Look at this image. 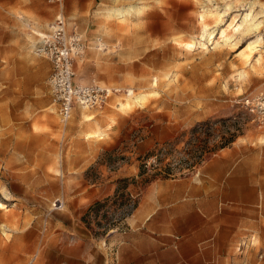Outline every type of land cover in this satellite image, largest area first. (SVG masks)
<instances>
[{"label":"rangeland","instance_id":"obj_1","mask_svg":"<svg viewBox=\"0 0 264 264\" xmlns=\"http://www.w3.org/2000/svg\"><path fill=\"white\" fill-rule=\"evenodd\" d=\"M39 9L16 14L9 35L0 29V264H118L111 235L130 228L135 200L147 199L149 213L164 208L166 182L186 185L181 201L194 216L228 222L202 264H264V174L255 181L258 204L238 212L220 199L209 213L199 190L228 153L264 160V124L241 106L264 91V0H41ZM59 12L81 40L74 80L122 90L66 122L50 110V62L32 50L34 31ZM128 88L144 100L123 108ZM98 117L103 134L89 139L103 143L101 153L92 161L70 153L71 127ZM230 135L232 143L217 147ZM167 169L168 178L144 184ZM120 179L128 199L112 202Z\"/></svg>","mask_w":264,"mask_h":264},{"label":"crops","instance_id":"obj_2","mask_svg":"<svg viewBox=\"0 0 264 264\" xmlns=\"http://www.w3.org/2000/svg\"><path fill=\"white\" fill-rule=\"evenodd\" d=\"M40 4L41 0H0V29L4 35H9L16 23V14L28 12L36 15ZM119 12L122 10H117L116 14H120ZM47 29L48 27L43 31ZM50 99L52 103L51 96ZM121 106L124 108L123 103ZM80 109L86 108L76 106L71 117L75 112L78 115ZM50 110L53 111L52 108ZM91 119L87 115V120ZM94 122L96 123L71 127L70 153H90L91 161L101 153L103 143L91 141L89 138H101L103 133L96 130V127H103L104 118L98 117ZM225 163L226 165L221 159L212 162L209 170L214 178L207 187L199 189L202 196L200 205H204L211 213L220 199L234 212L258 204L261 186H256L255 181H260V175L264 174V160L261 161L260 153H228ZM225 168L228 169L226 177ZM162 186L164 208L156 213H149L150 203L147 199L138 200L134 213L126 220L130 228L111 235L110 238L117 244L119 252L118 264H167V261L170 264H202L204 260H212L213 255L215 256L216 251L213 252L212 248L217 246L219 241L217 237L212 236L220 229L226 230L228 222L221 217L194 216L192 203L181 201L185 194V184L166 182ZM203 242L206 243L205 249L202 248ZM103 263L105 259L100 258L91 259L88 264Z\"/></svg>","mask_w":264,"mask_h":264},{"label":"built area","instance_id":"obj_3","mask_svg":"<svg viewBox=\"0 0 264 264\" xmlns=\"http://www.w3.org/2000/svg\"><path fill=\"white\" fill-rule=\"evenodd\" d=\"M60 2L62 0H54ZM66 18L59 12L46 31H34L32 43L34 54L49 60L51 69L47 85L52 105L61 121L70 119L73 109L78 106L86 109H102L121 88L97 82L79 83L74 80L73 61L82 45L80 37L67 32ZM241 106L264 124V91L248 94L241 100ZM62 201L56 199L53 208L59 209Z\"/></svg>","mask_w":264,"mask_h":264},{"label":"trees","instance_id":"obj_4","mask_svg":"<svg viewBox=\"0 0 264 264\" xmlns=\"http://www.w3.org/2000/svg\"><path fill=\"white\" fill-rule=\"evenodd\" d=\"M233 141H234V136H232V135H230V136H228V137H224V138L222 139V141L219 143V145H218L217 147H219V148L226 147V146H228L230 143H232ZM154 155H156V156L158 157L157 154H154ZM169 170H170V169L163 170V172L165 173V175H160V174H161L160 172H154V173L150 176V178L144 180V184H148V183H150L151 181H153V180H155V179H157V178H159V177H161V178H165V179L168 178ZM144 173H145V169H144V167H141V168H140V172H139V176H142ZM119 183L121 184V186H119V187L116 189V192H115V194H114V196H113L112 202H116V201H117L116 199L119 198V197H122V198L125 197V198L128 199V197H127L128 194L125 193L124 191H122V190L124 189V187H125V184H124V183H125V179H120V180H119ZM120 190L122 191V193H119ZM110 199H111V198H110ZM108 200H109V198H106V199L104 200L103 203H101V202H99V201L95 202L92 206L89 207V210H88V211H93L94 209H98L100 206H103L105 203H107ZM137 204H138V200H135V201H134V204H133V206H132V209H135L136 206H137Z\"/></svg>","mask_w":264,"mask_h":264},{"label":"bare ground","instance_id":"obj_5","mask_svg":"<svg viewBox=\"0 0 264 264\" xmlns=\"http://www.w3.org/2000/svg\"><path fill=\"white\" fill-rule=\"evenodd\" d=\"M120 13H122V12H120ZM124 13H125V12H124ZM155 82H156V79H155ZM133 95H134V90L128 88V92H127V94H126L125 97H129V98H127V99L125 100V102L123 103L124 107H131V105L134 103V100H135V101H138V102H141V101L144 100V95H143V94L135 95V96L133 97V99H132L131 96H133ZM51 108L54 110L53 107H51ZM0 205H2V204L0 203Z\"/></svg>","mask_w":264,"mask_h":264}]
</instances>
